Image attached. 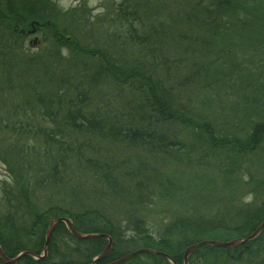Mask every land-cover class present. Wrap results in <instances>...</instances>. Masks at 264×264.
<instances>
[{"label": "trees", "instance_id": "1", "mask_svg": "<svg viewBox=\"0 0 264 264\" xmlns=\"http://www.w3.org/2000/svg\"><path fill=\"white\" fill-rule=\"evenodd\" d=\"M29 1L0 0L1 18L15 28L24 22L35 23V19L44 21L48 12L37 10ZM115 1L112 9L123 30L108 35L100 28L91 30L87 22L83 26L79 20L88 44L67 42L64 31L55 37L49 55L57 47L65 49L71 60L79 57L62 74L66 63L57 56L49 66L38 67L23 59L6 58L0 52V141L23 173L12 188L1 189L0 250L8 259L32 254L12 264H112L136 250L153 254L137 255L120 264H171L166 257L184 264L189 247L206 240L226 242L228 236L246 239L264 223V202L245 209L236 224L190 216L187 211L188 215L174 217L153 231L136 209L137 213L123 212L126 215L122 221L115 215L117 221L109 210L91 207V202L110 205L130 194L118 181L113 159L98 152L93 142L146 149L153 155L164 154L177 161L182 157L185 163H193L195 155L185 153L184 142L165 145L166 126L172 124L181 135L187 133L193 139L188 147L192 153H196L195 138L200 145L213 148H226L232 143L245 154H253L264 141V122L251 124L245 139H241L228 134L218 120L196 115L193 108L178 103L167 85L175 69L159 55L162 41L173 39L169 30L172 25L151 28L148 24L161 14L174 21L168 12V0ZM185 1L187 4L190 0ZM202 4L195 5L196 13L202 15L195 24L207 33L221 34L230 45L229 53L237 49L264 52V0H204ZM49 69L62 77H53L47 73ZM203 71L209 73L208 68ZM17 79L19 85L15 84ZM260 100H250L251 110L259 108ZM31 121H39L42 126ZM174 132V137L178 136ZM155 172L143 181L136 176L129 178L136 200L135 204L129 201L130 207H140L143 191L150 188L151 182L155 189L165 190ZM95 181L98 188L93 185ZM59 219H68L80 234L108 236L112 242L109 254L94 261L106 250L108 240H77L59 222L46 256L40 258L47 226ZM0 264H4L1 258ZM189 264H264V227L258 236L236 248L202 246L190 255Z\"/></svg>", "mask_w": 264, "mask_h": 264}, {"label": "rangeland", "instance_id": "2", "mask_svg": "<svg viewBox=\"0 0 264 264\" xmlns=\"http://www.w3.org/2000/svg\"><path fill=\"white\" fill-rule=\"evenodd\" d=\"M114 1L31 0L30 5L37 10H46L49 14L47 13L44 21L35 19L39 23L24 22L25 24L16 28L14 25L9 26L10 23L4 22L0 16V52L6 54V58L23 59L24 62L38 67L39 64L49 66L57 56L56 59L66 63L60 72L62 74L79 57L71 60L65 49L57 47L53 55H49L51 46L56 43L55 37L64 31L62 34H68L65 36L67 42L75 40L80 41L82 46L88 44L86 34H81L79 20L83 26L87 22L93 31L100 28L104 33L113 35L122 29L112 9ZM203 1L190 0L186 4L185 0H168V12L174 21L170 22L171 18H166L169 15L161 14L158 17L156 13L157 17L150 19L148 24L151 28L172 25L169 30L174 40H163L159 55L170 61L168 66L175 69L169 75L167 85L172 89L178 103L183 102L193 108L196 115L218 120V124L224 126L228 134H236L245 139V133L251 124L264 122V52L254 54L251 52L253 49H237L229 53L230 45L224 42L221 34L207 33L195 24V20L201 21L202 16L196 13L195 5L200 3L202 7ZM185 4L186 7L183 8ZM56 25L63 30L58 31ZM203 68H208L209 73L202 72ZM47 73L55 78L62 77L61 74L52 73L51 69ZM251 76L258 79L253 81ZM20 83V80H15L16 85ZM257 97L261 99V105L251 110L249 102L252 98L257 100ZM31 122L33 125L42 126L39 121ZM166 128L165 145L169 146L172 141L184 142L185 150L187 149L185 153L195 155L193 163H185L182 157L177 161L168 155H153L146 149L113 147L104 142L92 143L98 152L110 160L113 159L112 165L118 168L115 170V174L119 175L118 181L130 193L123 201L113 200L110 205L91 202L92 208L99 207L107 212L109 210L112 218L117 221L123 220L126 215L123 212L137 213L134 210L136 209L141 216L147 218L153 231L161 224H168L174 217L188 215L187 211H190V216L213 217L217 219L216 222L236 224L240 222L239 216L245 209H252L264 202V141L253 154H245L240 153L232 143L226 148H213L200 145L195 138L196 153H192L188 147L193 144V139L187 133L181 135L172 124ZM238 130H244V133L237 134ZM174 131L183 139L179 134L174 137ZM31 143L34 144V141ZM7 153V147L0 141V199L1 189L12 188L15 180L23 175L20 168L13 163L14 158ZM153 172L155 177L161 178L165 190L155 189L151 182L152 186L143 191L145 196L143 203H139L140 207H130L129 201L135 204L136 200L133 197L135 189L131 191L132 185L128 184L129 178L136 176V179L143 181V177H149ZM95 182L93 185L98 188L99 183ZM54 231L55 229L52 234ZM227 238L226 242L237 240L233 236ZM190 255L186 264H189Z\"/></svg>", "mask_w": 264, "mask_h": 264}, {"label": "water", "instance_id": "3", "mask_svg": "<svg viewBox=\"0 0 264 264\" xmlns=\"http://www.w3.org/2000/svg\"><path fill=\"white\" fill-rule=\"evenodd\" d=\"M59 222L64 223L66 228H67V230L69 231V233L77 240H90V239L99 238V237H103L106 240H108V246H107L106 250L97 259H95L94 261H99L101 259H104L109 254L112 242H111V239L108 236H106V235H83V234H80V233L76 232L73 229V226H72L71 222L68 219H59V220H55V221L51 222V224H50V226L48 228L47 236H46V243H45V246H44V249H43V256L40 257V258H43V257L46 256V254H47V245H48V242L50 241L51 234H52L53 230L56 228V226H57V224ZM263 227H264V223H262L258 227V229L249 238H246V239H237V240H232V241H228V242L203 241V242H201L199 244L191 246L188 249H186V251H185L184 264H186L187 257L190 254H192L196 249H198V248H200L202 246H211V247H216V248H236V247L244 244L245 242H248V241L254 239L256 236H258L259 233L261 232V230L263 229ZM141 254H153V252L150 251V250H138V251H135L133 253L128 254L123 259H121V260H119V261H117L115 263H112V264L123 263V262L133 258L134 256L141 255ZM25 255H31L32 256V254H30V253H23V254L18 255L16 258L8 259V258H6L3 255L2 251L0 250V258L3 261L4 264L15 263L17 260H19L22 256H25ZM166 258L171 264H176L175 262H173L168 257H166Z\"/></svg>", "mask_w": 264, "mask_h": 264}, {"label": "bare ground", "instance_id": "4", "mask_svg": "<svg viewBox=\"0 0 264 264\" xmlns=\"http://www.w3.org/2000/svg\"><path fill=\"white\" fill-rule=\"evenodd\" d=\"M136 251H138V250H136ZM134 252H135V251H134ZM132 253H133V252H132ZM136 256H137V255H136ZM98 257H99V256H98ZM98 257H97V258H98ZM134 257H135V256H134ZM97 258H95V259H97ZM168 258H169V257H168Z\"/></svg>", "mask_w": 264, "mask_h": 264}]
</instances>
